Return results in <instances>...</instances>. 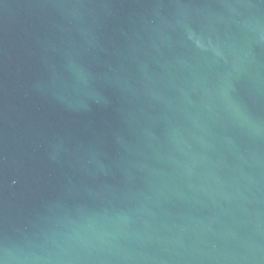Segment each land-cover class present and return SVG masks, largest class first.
I'll use <instances>...</instances> for the list:
<instances>
[{"label": "water", "instance_id": "obj_1", "mask_svg": "<svg viewBox=\"0 0 264 264\" xmlns=\"http://www.w3.org/2000/svg\"><path fill=\"white\" fill-rule=\"evenodd\" d=\"M0 264H264V0H0Z\"/></svg>", "mask_w": 264, "mask_h": 264}]
</instances>
